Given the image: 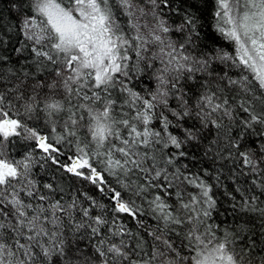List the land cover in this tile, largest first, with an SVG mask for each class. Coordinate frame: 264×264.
Instances as JSON below:
<instances>
[{
    "label": "snow or ice",
    "instance_id": "snow-or-ice-1",
    "mask_svg": "<svg viewBox=\"0 0 264 264\" xmlns=\"http://www.w3.org/2000/svg\"><path fill=\"white\" fill-rule=\"evenodd\" d=\"M11 2L19 8L24 0ZM28 2L31 14L20 8L15 26L21 47L11 51L19 62L30 49L32 63L51 65L52 79L29 85L28 72L21 79L12 67L0 70V264H264V225L258 236L247 223L218 236L219 225L209 223L216 208L211 186L192 172L204 159L230 161L234 175H253L252 183L264 190L257 179L264 177V132H255L264 128V0H216V30L235 44L234 57L213 54L200 40L194 14L171 27L161 7L170 8L168 0ZM172 31L179 40L170 39ZM4 44L0 39V66L11 60ZM216 60L225 67L231 61L239 78L221 75ZM149 73L157 86L143 95L133 81ZM45 90L41 109L37 97ZM41 111L55 143L22 119ZM61 113L66 118L58 133ZM12 137L34 141L43 155L11 158ZM62 141L75 142L71 163L58 157ZM40 160L110 193L113 213L136 219L150 239L141 236L130 247L123 237L133 234L116 216L110 223L105 206L87 194L84 202L76 195L56 199L62 186L41 187L33 178ZM132 197L146 200L155 225L139 218L144 209ZM93 208L100 213L93 215ZM241 211L264 217L255 196L244 199Z\"/></svg>",
    "mask_w": 264,
    "mask_h": 264
},
{
    "label": "trees",
    "instance_id": "trees-1",
    "mask_svg": "<svg viewBox=\"0 0 264 264\" xmlns=\"http://www.w3.org/2000/svg\"><path fill=\"white\" fill-rule=\"evenodd\" d=\"M168 3L171 5L170 8L164 7L163 5L161 7L163 18L171 27L175 28L180 25L186 13L194 14L198 21L197 29L200 34V40L203 41L208 48L213 50V54L228 53L233 57L236 55L235 44L227 40L216 30L217 20L214 16L216 11V0H168ZM20 8L31 14V7L28 0H24V3L19 5V8H13L11 0H0V39L5 41L4 48L7 49L6 54L11 57L10 63L0 66V70L7 73V69L12 67L16 70L17 75L21 79H24V72H28L29 85L46 79L48 82H51L52 76L48 72V68H50L51 65L38 67L35 63H32L30 49L20 55L19 62H17L18 54L11 51L15 47H21L20 41L23 40V36L19 34L18 28L15 27L18 25ZM123 19L126 20L127 17H123ZM172 34L176 37V40L180 39L179 33L173 31ZM196 44L199 45L200 41H196ZM189 51L194 56L198 54V49L190 48ZM214 67L217 68L221 75L224 71H227L234 79L239 78L241 75V70L233 67L231 65V61H229L228 66L225 67V65L219 60H216ZM195 75L199 77L202 74L196 73ZM11 79L13 82L15 81V77H12ZM133 84L135 85L136 91L143 95H146L149 91H153L150 74L142 75L140 79L134 80ZM46 92L47 90H45V92H40L37 97V103L41 109L43 108ZM28 94H31L30 87L28 89ZM56 98L59 99L60 97L57 96ZM170 102L173 106L176 103L175 100H171ZM22 111L23 110L21 109V112ZM236 115L239 119L243 114L237 112ZM65 118V115L61 113L58 118V133L63 131V121ZM22 119L25 120L29 127L35 128L41 135L51 137L52 139L49 142L55 143L56 137L52 132V125L47 122L45 114L42 111L39 113L38 117L34 113L31 119L27 116H23ZM227 123V120H225V124ZM173 131H175V129H173ZM232 131L233 134H235L236 129L233 128ZM249 132L252 133L253 137L249 143L252 148H256L257 144L255 143V140L257 137L255 132H264V128L256 126L255 132L251 129ZM82 134L83 132H81V135ZM214 136L215 130H213L212 134L209 135V140L214 138ZM259 138L264 139V136ZM11 140L14 142L7 145L6 148V153L10 155L11 158L21 159L26 153L32 152L34 157L39 160V157L43 155L42 152L36 149L34 141L24 140L20 137H12ZM221 143H223V141H221ZM58 147H60L58 157L61 162L70 163L71 161L68 160V157L76 155L75 142L73 141L72 144H69L67 141H62ZM226 154L227 153H225V155ZM200 155L201 153L198 152L197 156L199 157ZM93 163L98 169L102 167V165L95 161H93ZM39 164H44L45 166L42 168ZM39 164L33 168V172L35 174L33 178L41 187L45 183H52L53 185H60L65 189L64 193L57 194L55 197L56 199H59L60 195H64L65 201H70L71 198L76 195L82 202H84V194H87L95 199L99 204L105 206L104 215H106L110 223L113 217L116 216V223L123 224L133 234L131 236L123 237L125 242L130 247L134 246L136 241L141 236L145 237V239H150L146 236L145 229L138 225L136 219H133L126 214L116 215L113 213L112 208L114 204L113 201L109 199L110 193H100L96 186L65 173L63 169H58L55 165H52L51 161L45 163L43 160H40ZM204 169L208 170L207 175H204ZM197 171H199L201 177L211 186L210 195L216 201V208L212 212V218L209 220V223L213 224V226L219 225L221 231L218 232V236H223L224 229H231L232 231H235L236 226L243 225L245 223H247L248 228L255 231L258 236L262 225H264V217H262L259 212L241 211V205L244 199H250L253 196L257 197V207L264 209V190H261L252 183L254 176L234 175L233 165L230 161L217 162L214 164L212 161L204 159L201 161L200 165L192 168V172L195 173ZM105 177L111 182L112 187H116L117 190L124 193V190L115 183L111 176H108L107 173H105ZM257 179L258 183H264V177H259ZM188 191L195 193L198 189L189 188ZM129 196L130 194L124 193L125 199H129ZM132 199H135L136 204L144 209V215L139 218L144 220L146 225H155L156 222L151 219V213L148 210L146 200L135 197H132ZM88 206L89 202H85L84 207ZM100 211V208H93L92 214H99ZM79 219L80 217L76 216L77 222ZM70 227L71 224L66 225V228ZM250 234L251 232H249V235ZM114 239L116 243H119L121 238L115 237ZM84 243H87V241ZM81 247H83V244ZM37 264H39V262H37Z\"/></svg>",
    "mask_w": 264,
    "mask_h": 264
},
{
    "label": "rangeland",
    "instance_id": "rangeland-1",
    "mask_svg": "<svg viewBox=\"0 0 264 264\" xmlns=\"http://www.w3.org/2000/svg\"><path fill=\"white\" fill-rule=\"evenodd\" d=\"M172 32H170L168 35H169L170 39L176 41V37L172 34ZM157 67H159V64H157ZM149 74H150V78H151V81H152L153 91H155L156 86H157V82H156L155 78L151 75V73H149Z\"/></svg>",
    "mask_w": 264,
    "mask_h": 264
}]
</instances>
